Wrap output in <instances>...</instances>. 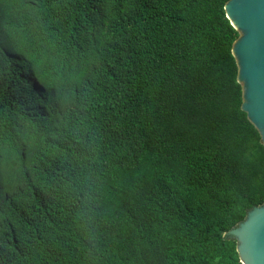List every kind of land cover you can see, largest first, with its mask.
Segmentation results:
<instances>
[{"label": "trees", "instance_id": "obj_1", "mask_svg": "<svg viewBox=\"0 0 264 264\" xmlns=\"http://www.w3.org/2000/svg\"><path fill=\"white\" fill-rule=\"evenodd\" d=\"M228 0H0V264H243L264 202Z\"/></svg>", "mask_w": 264, "mask_h": 264}, {"label": "water", "instance_id": "obj_2", "mask_svg": "<svg viewBox=\"0 0 264 264\" xmlns=\"http://www.w3.org/2000/svg\"><path fill=\"white\" fill-rule=\"evenodd\" d=\"M227 18L240 31L232 53L243 87L242 109L260 131L264 143V0H228ZM227 234L237 240L243 264H264V202L253 206L245 219Z\"/></svg>", "mask_w": 264, "mask_h": 264}, {"label": "rangeland", "instance_id": "obj_3", "mask_svg": "<svg viewBox=\"0 0 264 264\" xmlns=\"http://www.w3.org/2000/svg\"><path fill=\"white\" fill-rule=\"evenodd\" d=\"M238 33H239V36H240V34H241V33H240V31H239V30H238ZM239 36H238V37H239Z\"/></svg>", "mask_w": 264, "mask_h": 264}]
</instances>
